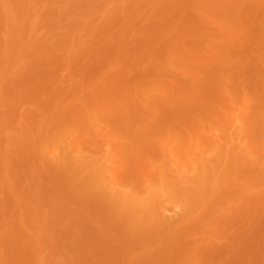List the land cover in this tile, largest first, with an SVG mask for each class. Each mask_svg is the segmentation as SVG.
<instances>
[{"label":"rangeland","instance_id":"1","mask_svg":"<svg viewBox=\"0 0 264 264\" xmlns=\"http://www.w3.org/2000/svg\"><path fill=\"white\" fill-rule=\"evenodd\" d=\"M0 264H264V0H0Z\"/></svg>","mask_w":264,"mask_h":264}]
</instances>
